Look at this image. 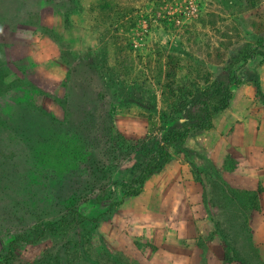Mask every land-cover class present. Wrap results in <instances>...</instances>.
<instances>
[{"label":"rangeland","instance_id":"obj_1","mask_svg":"<svg viewBox=\"0 0 264 264\" xmlns=\"http://www.w3.org/2000/svg\"><path fill=\"white\" fill-rule=\"evenodd\" d=\"M262 72L264 0H0V264H150L138 197L173 160L197 164L227 259L262 264L257 194L205 162L215 124L263 123L261 98L245 111Z\"/></svg>","mask_w":264,"mask_h":264},{"label":"crops","instance_id":"obj_2","mask_svg":"<svg viewBox=\"0 0 264 264\" xmlns=\"http://www.w3.org/2000/svg\"><path fill=\"white\" fill-rule=\"evenodd\" d=\"M262 73L259 80L262 96L258 95L256 88V92L246 99L245 111L248 114L252 106L249 109L247 107L257 97L264 102ZM262 120L263 123L259 125V119L252 115L230 125L225 131L215 124L205 162L212 166L214 173L230 190L245 193L249 197L257 194L259 206L256 211L249 210L252 213L249 219L250 244L258 260L264 264L263 117ZM179 162L173 160L167 166L168 175L162 184H151L149 191L144 189L138 197L148 202V205H143L141 212L156 215L154 231L158 237L153 236V227L148 233L150 242L155 245L154 251L150 252V264H235L227 259L226 239L215 233V225L208 211L210 206L206 209L201 199L196 200L192 192L195 174L191 172L197 164ZM202 200L209 204L206 197Z\"/></svg>","mask_w":264,"mask_h":264},{"label":"trees","instance_id":"obj_3","mask_svg":"<svg viewBox=\"0 0 264 264\" xmlns=\"http://www.w3.org/2000/svg\"><path fill=\"white\" fill-rule=\"evenodd\" d=\"M257 54L253 53L251 54L249 57H245V59L243 60V64H247L249 61L251 60H254L255 57H256ZM237 86L240 85L239 82H237L236 84ZM256 88H257V93L258 95L261 97L262 96V91H261V87H260V84L259 82L257 83L256 85ZM230 95V94H229ZM231 95L229 98H226V100H223V104H221V106H219V108H216L217 111H225L227 109H229L230 107V103H231ZM213 128V123H212V120H211V117H209L208 115L206 116V124L203 123V122H199L197 124H195V126L192 127V129H196V130H210ZM189 135V132L187 133H182V132H178L175 136H172L170 138H168L166 140V143L167 144H172V143H175L177 141H183L187 136ZM155 156L157 158H160L162 160H168L170 158V155L169 153L165 152L163 150V152L161 153H156ZM140 192H136L133 194V196H137Z\"/></svg>","mask_w":264,"mask_h":264}]
</instances>
